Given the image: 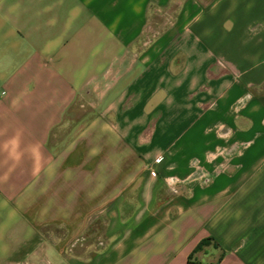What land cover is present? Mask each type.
Listing matches in <instances>:
<instances>
[{
  "label": "crops",
  "instance_id": "1",
  "mask_svg": "<svg viewBox=\"0 0 264 264\" xmlns=\"http://www.w3.org/2000/svg\"><path fill=\"white\" fill-rule=\"evenodd\" d=\"M189 259L264 264V0H0V264Z\"/></svg>",
  "mask_w": 264,
  "mask_h": 264
},
{
  "label": "rangeland",
  "instance_id": "2",
  "mask_svg": "<svg viewBox=\"0 0 264 264\" xmlns=\"http://www.w3.org/2000/svg\"><path fill=\"white\" fill-rule=\"evenodd\" d=\"M162 27V26H161ZM50 236V234H53L55 236H58L61 240L65 239V236L67 235L64 231H54L53 233H45ZM95 236H93L94 238ZM100 238V237H99ZM103 238V236L101 237ZM100 238V239H101ZM92 240V238H91ZM104 240V239H102ZM90 242V239L87 235H82L77 239V242L73 243L72 246L66 247L61 249L63 253L67 256H79V258H84L85 256H90L92 252L95 251V248L93 246H88ZM92 243V242H90ZM95 243L93 242V245Z\"/></svg>",
  "mask_w": 264,
  "mask_h": 264
},
{
  "label": "trees",
  "instance_id": "3",
  "mask_svg": "<svg viewBox=\"0 0 264 264\" xmlns=\"http://www.w3.org/2000/svg\"><path fill=\"white\" fill-rule=\"evenodd\" d=\"M211 240H213V239H210V238H209V239L204 240V241L198 246L197 250L200 249L203 245L207 244V243H208L209 241H211ZM189 264H200V263L192 262L191 259H189ZM215 264H217V263H215Z\"/></svg>",
  "mask_w": 264,
  "mask_h": 264
}]
</instances>
